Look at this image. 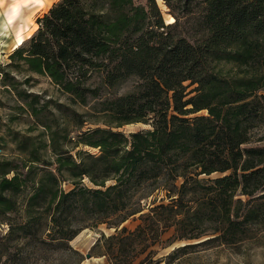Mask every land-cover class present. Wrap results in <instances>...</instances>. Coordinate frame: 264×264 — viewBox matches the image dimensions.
I'll list each match as a JSON object with an SVG mask.
<instances>
[{
    "label": "trees",
    "instance_id": "obj_1",
    "mask_svg": "<svg viewBox=\"0 0 264 264\" xmlns=\"http://www.w3.org/2000/svg\"><path fill=\"white\" fill-rule=\"evenodd\" d=\"M163 2L171 23L158 0H57L0 64L4 90L40 127L14 131L17 158L0 154L6 260L15 250V264L63 252L80 264L70 241L86 228L118 227L142 210L137 194L160 182L171 203L151 211L167 209L180 239L200 229L230 244L264 225V0ZM37 77L67 102L30 90ZM129 80L133 88L118 94ZM92 101L104 126L83 130L89 119L72 107ZM48 114L64 126L53 128ZM139 122L151 128L116 130ZM68 124L72 145L61 140ZM79 145L98 152L71 153Z\"/></svg>",
    "mask_w": 264,
    "mask_h": 264
},
{
    "label": "rangeland",
    "instance_id": "obj_2",
    "mask_svg": "<svg viewBox=\"0 0 264 264\" xmlns=\"http://www.w3.org/2000/svg\"><path fill=\"white\" fill-rule=\"evenodd\" d=\"M57 0H50L46 6L32 9L28 14H24L22 25L23 41L31 37L39 28L38 18L49 10L52 4ZM136 4H145L147 0H135ZM6 0H0V10L3 8ZM158 4L162 9L164 19L171 23L172 15L168 13V9L163 0H158ZM25 25V27H24ZM17 27L10 31L8 37H0V64L9 62V55L16 49L17 36L12 34ZM22 41V42H23ZM22 80V77L19 78ZM33 87L25 84L19 87H28L34 92L44 94V98H52L54 101L67 102V96L58 91V88L45 77H37ZM189 82L186 83L188 85ZM134 86V81L129 80L124 83L116 92L124 94L129 92ZM195 86H189L188 91L194 89ZM92 101L88 106L75 105L72 108L84 114L85 119L89 121L83 126V130L90 127L104 126L101 121L104 117L99 108L95 111ZM23 105L13 94L4 90L3 83L0 80V136L4 135L3 146L0 154L6 158H17L19 156L15 143L12 141L14 131L21 134H27L31 127L35 129L31 134H37L40 128L35 124V120L27 111L21 109ZM52 111V110H51ZM68 111V110H67ZM70 113H65L69 115ZM71 119V118H70ZM46 121L53 128L64 126V118L59 119L56 123L51 114L47 115ZM93 121L99 122L95 124ZM70 132L67 140L61 139L65 143H69L68 139L75 140L77 129L74 125L68 124ZM149 124L131 123L123 125L116 129L126 134L140 130L150 129ZM63 134V132H62ZM72 145V144H70ZM71 153L75 154L79 150L97 153L98 149L85 145L69 148ZM163 182L160 184L147 186L137 194L134 199V206L140 203L141 211L127 218L120 223L118 227L113 224H101L96 228H86L81 231L72 241L70 245L73 249L79 251L83 255V261L80 264H264V225H249L245 234L238 242L224 244L219 240L213 239L218 234L208 230L197 229L189 231L190 235L197 236L195 239H180L175 226L167 224L163 217L168 216L167 209L154 207L160 205H170L171 200L167 197L166 191L162 188ZM139 202L137 203V201ZM169 214H171L169 212ZM157 215L159 217H157ZM159 223H152L155 220ZM162 220V221H161ZM152 225V228L147 225ZM142 226V229L138 228ZM205 229H209L207 226ZM8 228L5 224H0V236L7 232ZM204 233V234H203ZM2 241H0V250L2 249ZM13 249V246H10ZM123 249V253H120ZM15 252L11 259L6 260L5 256H1L0 264L13 263ZM90 255L91 257H88ZM26 264H77V258L64 254L63 252H42L34 253Z\"/></svg>",
    "mask_w": 264,
    "mask_h": 264
},
{
    "label": "bare ground",
    "instance_id": "obj_3",
    "mask_svg": "<svg viewBox=\"0 0 264 264\" xmlns=\"http://www.w3.org/2000/svg\"><path fill=\"white\" fill-rule=\"evenodd\" d=\"M49 1L50 0H6L3 6L5 10L3 12L0 10V37H8L10 31L19 25L12 34L15 33V36H17V45L21 44L24 30H22V25L20 23L24 21L23 15L26 13L28 14L32 9L46 6ZM173 21L174 17L172 16L169 22Z\"/></svg>",
    "mask_w": 264,
    "mask_h": 264
},
{
    "label": "water",
    "instance_id": "obj_4",
    "mask_svg": "<svg viewBox=\"0 0 264 264\" xmlns=\"http://www.w3.org/2000/svg\"><path fill=\"white\" fill-rule=\"evenodd\" d=\"M88 257H91L90 255H88Z\"/></svg>",
    "mask_w": 264,
    "mask_h": 264
}]
</instances>
